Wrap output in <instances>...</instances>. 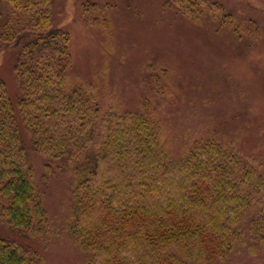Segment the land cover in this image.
<instances>
[{
  "label": "trees",
  "instance_id": "trees-1",
  "mask_svg": "<svg viewBox=\"0 0 264 264\" xmlns=\"http://www.w3.org/2000/svg\"><path fill=\"white\" fill-rule=\"evenodd\" d=\"M52 5L0 0V43L18 50L19 114L47 166L55 162L71 176V209L62 223L51 222L0 77V217L7 225L45 241L68 230L83 264H222L248 232L263 244V162L214 137L175 157L148 109L101 115L98 86L71 76L70 35L54 25ZM0 264L46 262L0 234Z\"/></svg>",
  "mask_w": 264,
  "mask_h": 264
},
{
  "label": "rangeland",
  "instance_id": "rangeland-1",
  "mask_svg": "<svg viewBox=\"0 0 264 264\" xmlns=\"http://www.w3.org/2000/svg\"><path fill=\"white\" fill-rule=\"evenodd\" d=\"M51 11L54 25L70 35L71 76L98 86L101 115L148 109L162 123L175 157L214 137L264 164V0H53ZM17 55L0 43V77L16 105L44 206L57 225L70 213L72 178L55 162L48 167L33 147L19 114ZM0 234L37 250L46 264L84 263L68 230L45 241L15 231L0 217ZM222 264H264V242L246 233Z\"/></svg>",
  "mask_w": 264,
  "mask_h": 264
}]
</instances>
